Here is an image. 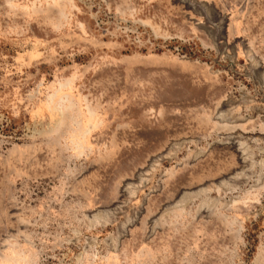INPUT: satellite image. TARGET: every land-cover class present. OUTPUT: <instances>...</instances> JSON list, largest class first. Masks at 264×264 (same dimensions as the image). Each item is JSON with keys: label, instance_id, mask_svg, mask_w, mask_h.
Wrapping results in <instances>:
<instances>
[{"label": "rangeland", "instance_id": "374dc122", "mask_svg": "<svg viewBox=\"0 0 264 264\" xmlns=\"http://www.w3.org/2000/svg\"><path fill=\"white\" fill-rule=\"evenodd\" d=\"M0 264H264V0H0Z\"/></svg>", "mask_w": 264, "mask_h": 264}]
</instances>
